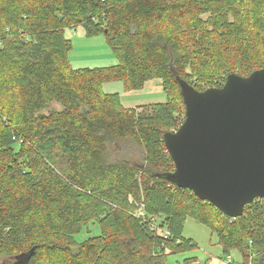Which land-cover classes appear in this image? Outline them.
<instances>
[{"label": "trees", "instance_id": "1", "mask_svg": "<svg viewBox=\"0 0 264 264\" xmlns=\"http://www.w3.org/2000/svg\"><path fill=\"white\" fill-rule=\"evenodd\" d=\"M78 27L104 35L117 63L73 69L65 32ZM263 67L264 0H0V256L165 264L195 248L182 237L191 218L225 256L264 264V198L226 216L165 180L174 165L163 142L184 120L180 83L201 92ZM154 79L163 103L124 108L101 91L113 81L138 91ZM128 145L141 164L113 159ZM90 223L100 233L78 243Z\"/></svg>", "mask_w": 264, "mask_h": 264}, {"label": "water", "instance_id": "2", "mask_svg": "<svg viewBox=\"0 0 264 264\" xmlns=\"http://www.w3.org/2000/svg\"><path fill=\"white\" fill-rule=\"evenodd\" d=\"M184 120L163 135L174 169L164 176L230 218L264 198V67L219 88L180 83ZM29 253L13 264H27Z\"/></svg>", "mask_w": 264, "mask_h": 264}, {"label": "rangeland", "instance_id": "3", "mask_svg": "<svg viewBox=\"0 0 264 264\" xmlns=\"http://www.w3.org/2000/svg\"><path fill=\"white\" fill-rule=\"evenodd\" d=\"M65 33L66 38L70 41L68 61L73 69L101 68L117 63L116 56L104 35L88 36L83 27L67 30ZM143 88L140 91L133 92L135 95H126V98L124 96L122 98L123 105L127 108H132L134 105L163 103L167 100L166 93H163L164 90H156L158 93L155 95V93H147L146 90L143 92ZM101 91L104 93H116L120 97L125 92V89L122 82L113 81L104 83ZM52 107L59 110V105L56 103H53ZM112 156L113 159H124L130 163L141 164L142 156L140 150L134 145H128L127 149L119 154L117 152L112 153ZM99 233V226L90 223L81 229L75 236V240L79 243ZM182 237L191 240L195 248L168 256L165 264H210L216 259L224 260L229 264H241L242 262L241 255L237 251L231 252L229 257L225 256L218 244L216 235L211 234L206 226L196 222L194 219L187 218L185 220ZM13 259L7 260L0 256V264H11V262H14Z\"/></svg>", "mask_w": 264, "mask_h": 264}, {"label": "crops", "instance_id": "4", "mask_svg": "<svg viewBox=\"0 0 264 264\" xmlns=\"http://www.w3.org/2000/svg\"><path fill=\"white\" fill-rule=\"evenodd\" d=\"M66 35V34H65ZM66 37V36H65ZM145 86V87H144ZM144 88H143V92L146 90L147 91V93H155V95L158 93L156 90H159V89H162V91H163V87L161 86V81L159 80V79H154V80H150V81H147L145 84H144ZM140 91V90H139ZM130 92V93H129ZM129 92H127V91H125L124 93H122L121 94V96H120V102H121V104H122V106L124 107V108H127V107H125L124 105H123V100H122V98L125 96V98H126V95H135L133 92H136V91H129ZM131 93H133V94H131ZM163 93H165L164 91H163ZM139 106H144V105H134V107H132V108H135V107H139ZM227 257H229V256H227ZM210 264H229V263H227V262H225L224 260H214L212 263H210Z\"/></svg>", "mask_w": 264, "mask_h": 264}, {"label": "built area", "instance_id": "5", "mask_svg": "<svg viewBox=\"0 0 264 264\" xmlns=\"http://www.w3.org/2000/svg\"><path fill=\"white\" fill-rule=\"evenodd\" d=\"M149 222H150L151 230L153 232H155V234H157L161 238H167L168 237L169 234H168L167 230H165L163 228H160L159 225H158V223L155 220H153L151 218Z\"/></svg>", "mask_w": 264, "mask_h": 264}]
</instances>
